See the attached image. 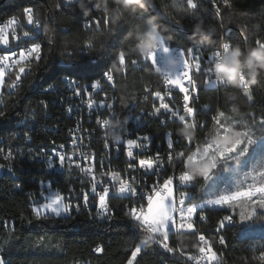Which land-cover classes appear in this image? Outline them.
<instances>
[{
	"label": "trees",
	"instance_id": "trees-1",
	"mask_svg": "<svg viewBox=\"0 0 264 264\" xmlns=\"http://www.w3.org/2000/svg\"><path fill=\"white\" fill-rule=\"evenodd\" d=\"M57 2L58 0H0V22L17 17L24 23V29L31 34V37L17 43L12 41L8 46H1L0 50L7 49V53L16 54L15 44L41 45L39 57L25 63L29 69L22 73L21 83L14 91L9 92L7 86L0 90V113H3L0 115V138L8 139L4 144L0 143V166L14 165L11 174L4 172L0 175V214L14 218L16 223L13 232L0 230V253L7 264H77L81 260H91L93 264H128L136 246H141L144 241H147V247L141 248L132 264H191L181 253L197 252L198 237L201 235L207 240V248L211 249L209 254L212 252L216 255V259L210 261L208 254L207 264H264V236H240V213L246 215L244 211L237 205L233 208L232 205L227 207V204L199 205V190L204 183L202 176L191 180L185 190L187 198L184 208L189 204L198 205L192 215L194 228L177 235L174 230L169 231L164 243L173 252H168L160 244L150 240L149 233H142L131 227L124 214L122 201L117 199H114V203L118 205L115 207L114 218L102 224L90 220L85 213L70 217L47 214L37 218L30 206L29 192L36 190L38 184L27 180L31 172H23L14 155L7 157L2 153L4 147L9 148L13 146V142H20L16 138L18 131L21 135L29 131L35 138L34 143L41 139L48 140L51 133L49 130L43 131V122L40 121V116H44L45 112L42 100L57 95L45 91V87L60 84L62 77L95 81L101 79V69L111 70L116 81L115 87H108V91L116 99L119 108L125 111L132 108L140 111L154 109L158 104L155 94L164 90L163 77L146 65L133 66L128 63L125 69L116 59V53L120 49L126 52L129 60L137 59V44L147 38L149 25H152L147 23L150 17L156 18L154 23L159 25L166 44L185 49L195 44L203 52L201 71L196 73L199 93L195 105L207 107L204 111L199 110L195 117L197 120H206L204 127H200L198 122L196 129H190V147L193 149L191 154L215 130L217 123L212 126L213 116L217 115L219 120L221 112L232 115L250 112L255 118H264V82L257 85L253 83L247 90L240 85L227 84L220 88H204L207 73L203 69L212 63L211 55L220 47L221 36L216 33L204 39L200 35H194L192 31V26L200 19L206 25L216 26L218 29L222 21L226 30L231 29L225 34V41L238 43L243 48L256 47L257 40H264V0H229L227 5L222 0L219 16L200 1V9L192 16L185 0H155L156 9L160 7L174 20L181 21L183 28L158 16L153 6L141 13L130 14L113 4L112 0H90V4L89 0H73L70 6H63L62 10L56 9ZM88 4L91 8L89 16L100 18L103 10L111 16L114 28L111 34L105 31L101 35L95 30V25H92V30L84 28L85 21L78 19L76 10L81 7L85 11ZM27 7L33 9L34 19L40 21V27L34 28L26 24L24 9ZM45 27L47 32L44 31ZM88 41L95 45L91 51L86 47ZM68 52L74 53V56L68 57ZM21 66L9 73L8 83L16 78ZM36 116L38 119H35ZM51 122V118H47L44 123L50 125ZM60 126L63 131L66 127L64 121L60 122ZM181 126L183 125L177 122L168 124L167 127L159 125L158 128L161 132L170 129L180 135L176 130ZM65 176L66 169H54V177ZM35 194H38L37 191ZM226 215H232L233 222L227 223L226 227L218 231V220ZM255 219H264V213L259 212ZM43 234H54V237L39 241L37 238ZM221 237L226 243L221 244ZM98 245H101L102 250L95 253L93 249Z\"/></svg>",
	"mask_w": 264,
	"mask_h": 264
},
{
	"label": "built area",
	"instance_id": "built-area-1",
	"mask_svg": "<svg viewBox=\"0 0 264 264\" xmlns=\"http://www.w3.org/2000/svg\"><path fill=\"white\" fill-rule=\"evenodd\" d=\"M199 1L214 13L215 9L213 8V2L219 8L222 3V0ZM25 19L26 24L29 25L26 16ZM33 20L36 21L34 16ZM12 21H17L18 23H12ZM30 26L38 28L35 23ZM151 28L152 25H149L148 33L151 31ZM25 32L29 33L27 37L24 36ZM225 34H227V30L224 33H220L221 39L223 37L224 41ZM29 37H31L30 32L24 29V23L21 22L19 18L10 17L7 20L0 22V47L8 46L12 41L17 43L19 40ZM4 39H7L9 42L7 45H4L2 42ZM159 43H157L155 47H158ZM35 44L36 43L29 46L20 44L13 45L16 46V54L14 56L7 54V49L0 50V56L7 54L10 57L7 60H0V73H2L0 74V90L4 86H7L8 91L13 92L15 87L21 83L22 73L29 69L25 63L35 57H39L40 51H31ZM166 45L173 51L167 55L161 50L159 52L160 62L165 64L168 71L175 72L179 70L181 65L179 50L176 52L175 50L181 47ZM216 51L221 52L222 49L219 47L214 52ZM21 52L23 55H21ZM140 54L141 51L139 50V56ZM198 54L203 56L201 49ZM139 56L136 60H138ZM211 57L212 63H214L215 58L212 55ZM185 59H188L189 63H194L187 55H185ZM19 65H22L21 68H24V72L19 71L16 78L8 83L9 73L15 70ZM144 65L145 64L143 63H137V66ZM191 74L196 81L194 86L196 91L195 93L191 91L189 93L190 95L195 96L194 101L189 102V106L194 107L197 113L199 110L204 111L205 107L203 106L200 108L195 105V101L198 100L199 90L197 87L196 73ZM99 80L101 85L100 88L92 89L89 87L87 91L81 86L89 85L94 81L74 80L75 83H69L66 78L62 77L60 84L47 85L45 91L57 93L55 97H51L48 100H42L45 112L44 116L43 114L40 116V121L43 122V131L49 130L51 133L48 140L41 139L34 143L35 138L29 134V131H25L24 135H21V132L18 131L16 133V138H19L20 142H13V146L9 148L4 147L2 153L7 157L14 155L18 163L20 162V168L23 172H31V175L27 180L32 184H38L36 190L29 192L30 206L32 210L37 204L49 201L50 198L59 195L62 197L61 204L64 207H71L76 204H79L80 207L78 210L72 208V210L67 213L61 212L59 216L53 214L54 216L70 217L79 213H85L90 220L102 224L110 222L114 218L115 207H118V205L114 203V199H117L118 201H122L124 214L130 221L131 227L142 233H150V240H152L155 234L151 231H144L143 227H140L137 222L130 219L129 208L130 206H135L138 209L142 208L146 212V197L153 196L154 198L156 192H160L161 194L166 193L164 182L169 178L173 179V184L170 187H172L175 192L177 208L181 207L179 204L181 193H185V190L190 185V181L183 186L181 185L178 177L184 170H186L185 163L182 160H177L175 163L169 164L168 156L170 154L175 156L180 152L191 155L193 149L190 147V142H185V139L181 137V135H176L173 132V136L176 137L174 139H178V143H174L173 150L169 153L165 133L172 130L165 129L161 132L158 126L161 125L167 127L168 124L177 122L181 123L183 126H185V124L177 118L165 113L163 110H161L159 115H155L154 109L160 108L162 104L166 103L172 111L177 112L178 115H185L183 94L179 91L177 86L168 84L163 79L164 90L159 93V98H155L158 104L154 109L140 111L132 108L125 111L119 108L116 99L109 94L108 87L112 86L102 78ZM214 80L215 74L212 72L211 76L208 74L206 75L204 82ZM115 81L116 78L114 76V83ZM222 85H224V83L221 81L220 83H209L207 85L203 83L204 88L207 89L220 88ZM184 86L188 87L186 80L184 81ZM76 87H81V94L79 96L75 95L74 89ZM106 97L107 99H105ZM102 100H104L105 103L113 104V108L109 110L101 107L100 101ZM91 101H95L96 103H93L92 107L89 108L88 105ZM69 109H71V111H69ZM54 116L56 117L54 118ZM195 116L194 119L196 123L199 122L201 125L205 124L206 119L199 118V120H197L198 118ZM44 118H51V124L44 123ZM213 118L215 119L212 121V126L216 124L218 116H213ZM35 119H38L37 116ZM97 119L101 121L109 120L111 123L106 126L98 125ZM161 120H164L165 123L161 124ZM63 121L64 127L65 124L66 127L61 131L60 122ZM186 122L190 124L192 123V120L186 117ZM28 129H30V127L27 128V130ZM190 131L191 130L185 132L184 135ZM58 134H60L59 137ZM144 136L150 137V140L142 139ZM128 139H137V143L142 145V147H137L135 145L127 146L126 141ZM7 140L8 139L0 138V143L4 144ZM73 141H75V143H73ZM106 144L108 145L107 149L105 148ZM117 145L119 146L120 151L115 150ZM127 148H130L132 151V157L126 155ZM53 149L56 154L65 156V163L63 165L59 163ZM157 153H159L160 156V159L157 161L159 166L155 167L153 170L142 169L140 161L156 160ZM49 160H51L53 165L51 168L48 167ZM101 161H103V164H101ZM9 168H11V171H9ZM13 168V164L6 167L0 166V175L4 172L11 174ZM54 169H66V176L54 177ZM93 182H96L97 193H102L104 187L109 188V194L106 197V204L109 206L111 214L98 212V196L91 192ZM121 183L126 186L131 185L133 188L137 189V192L142 190L145 194V198L140 200H137L135 197L131 199L126 198V194H120L117 191ZM35 191H37L38 194H35ZM85 192L89 196L87 208L84 207L82 199V193ZM192 217V215L189 216L187 212H185L183 219H181V216L174 212V219L177 224L181 222L184 223L185 226L189 223L193 224ZM232 222L233 220L229 223ZM15 226L16 223L14 218L0 214V230L13 232L16 229ZM188 231L191 230H188L187 227H185L184 230H174V234L177 235L180 232ZM201 236L198 237L199 250L197 252L181 253L189 262H191V264H207L206 257L209 252L207 255L200 252L201 248L207 249L206 238L203 236L204 240L201 241ZM157 239H160L159 235L157 236ZM96 248L102 249L101 245L96 246L93 249L95 253H98L95 251ZM189 257H196V259H188ZM0 258L5 261V264L8 263L1 253ZM77 264H93V262L91 260H81L77 262Z\"/></svg>",
	"mask_w": 264,
	"mask_h": 264
},
{
	"label": "snow or ice",
	"instance_id": "snow-or-ice-1",
	"mask_svg": "<svg viewBox=\"0 0 264 264\" xmlns=\"http://www.w3.org/2000/svg\"><path fill=\"white\" fill-rule=\"evenodd\" d=\"M229 2V0H223V3L225 5H227ZM73 3V0H58V2L56 3L55 7L57 10H62L63 6H70ZM185 3L187 5V8L191 10V15L195 16V14L197 13V11L200 9V3L199 0H185ZM89 4H90V0H89ZM88 4V8H90ZM184 5H181V7H183ZM95 7L97 9L98 8L96 5ZM153 8L156 9V5H153ZM213 8L215 9V13L217 16H219L220 13V8L216 6V4L213 2ZM91 9V8H90ZM81 7H79V10H76V14L78 16V19H83V21H85L84 23V28L88 29V30H92V25H95V30L99 33H101V35H103V33L106 31L109 34H111L113 32V24H112V18L111 16L103 10V16L100 18H96L94 16H89V14H86L85 11L82 10V14H81ZM157 11V15L158 16H163L167 19H169L172 23H174L177 26H180L181 28L184 27V24L179 21V20H174L173 18L170 17V15L163 11L160 7L158 9H156ZM24 13L25 16L27 18V23L29 25H32L33 23H35L36 27H40V21L33 20V9L31 7H27L24 9ZM130 14H133L130 12ZM103 22V27H101V23ZM12 23H18L17 21H12ZM47 27L44 28V31L47 32ZM226 30V25L220 21L219 24V31L217 33H224ZM227 31H231V29H227ZM29 35V33L25 32L24 36L27 37ZM242 35V34H241ZM18 39V38H17ZM243 39H247V37H243ZM222 42L220 45V48L222 50H227L230 46V43L227 41L223 40L222 37ZM4 45H7L9 42L7 39H4L3 41ZM256 44L258 46L264 47V40H257ZM87 49L89 51L93 50L95 45L92 41H88L87 45H86ZM41 48V45L39 43H36L34 45V47L31 49V51L34 52H39ZM163 51V53L165 54H169L171 53L173 50L166 45V42L164 40L163 37H161L160 39V43L158 47H154L151 48L148 51H142L138 60H129L128 56L126 55V52L123 49H120L117 53H116V59L121 63V65L124 66V68H127V64L131 63L133 66L137 65V63H143L146 66L150 67L153 69V72L162 76L163 79L171 85L177 86L179 88V91L183 94V101H184V112L185 115H178L177 112L172 111V109L169 107L168 104L164 103L161 105L160 108H155L154 109V114L155 115H159L161 113V110H163L165 113L169 114L172 117L177 118L179 121L183 122L185 124V126H187L188 128H195L197 127V123L194 119L195 113H196V109L192 106H189V102L190 101H194L195 96L194 95H190V91L195 93L196 89H195V84L196 81L193 79V75L191 73H199L201 71V63L200 61L203 59L202 56H200L198 53L200 51L199 47H197L195 44L191 47V48H178L175 50V52L177 50H179L180 53V60H181V65L179 70L175 71V72H171L168 71L167 68L165 67V64L161 63L160 61V56H159V52ZM81 51H83V48L81 49ZM12 56L15 55V53H11ZM21 55H23V53L21 52ZM66 55L68 57H73L74 53L68 52L66 53ZM185 55H187L188 57H190V59L194 62V63H189L188 59H185ZM212 56L215 58L214 59V63L215 61L219 58L220 56V52L216 51L212 53ZM9 55H4V56H0V60H7L9 59ZM214 63H211L205 67L203 70L209 75H212V65ZM20 72H24V68L20 69ZM102 75H100L99 77H101L103 80H105L110 86L115 87L114 84V76L112 74V72L110 70L108 71H104L103 69H101ZM2 74V73H0ZM67 82L69 83H75L74 80H72L70 77L66 78ZM91 79V78H89ZM187 81L188 87L184 86V81ZM205 85L209 84V83H220L219 80H217L215 78L214 81H205L204 82ZM240 86H242L245 90H247L249 88V84L247 83V81L243 78L240 79ZM81 87H83L85 89V91H87V89L89 87H91L92 89H97L100 88V80L97 79L94 82L90 83L89 85H82ZM81 87H76L74 89L75 95L79 96L81 94ZM157 98L160 97L159 93L155 94ZM170 95V93H169ZM107 99V97L105 98ZM145 100H147V97L144 98ZM249 99H252V97L249 96ZM96 103L95 101H91L88 105L89 108L92 107V104ZM100 105L103 108H107L109 110H111L113 108V104L111 103H105L104 100L100 101ZM207 107V106H205ZM69 111H71V109H69ZM0 115H3V113H0ZM221 116H223V113H220ZM186 117L188 119L192 120V123H187L186 122ZM215 119V118H213ZM161 124H164L165 121L161 120L160 121ZM111 123V121L109 120H99L97 119V124L98 125H102V126H106L109 125ZM217 125L220 124V121H216ZM259 125L261 127H264V118H262L259 121ZM205 125H200V127H204ZM173 132L174 131H168L165 133L166 136V143H167V148L169 149V153L172 152L173 147H174V143H178V139H174L176 137L173 136ZM185 139L186 142H190L191 138H192V134L190 132H188L186 135L181 136ZM255 133H252L251 135L249 133H237L235 135V138L232 137H228L225 136V142L221 143V140H217L214 141V143L217 144V148L215 149V154L212 155V158L215 161V168H217V164L221 161V160H225V159H237L238 157H242L245 155V153L248 152L249 150V146H251L254 142H255ZM142 139L144 140H150V137L148 136H144ZM73 143H75V141H73ZM126 145L127 146H137V147H142V145H139L137 143V139H128L126 141ZM208 149H212L213 148V144H208L207 145ZM105 148H108V145H105ZM116 151H120L119 146L117 145L115 147ZM54 154L56 155L57 159L59 160V163L61 165H63L65 163V156L64 155H60V154H56L55 150L53 149ZM126 155L128 157H132L133 153L130 150V148L126 149ZM160 159L159 153H157L156 156V160H149V161H145V160H141L140 161V165L142 169H146V170H153L155 167L159 166L157 161ZM177 160H182L185 163V169L178 177L179 182L181 183V185L183 186L184 184H186L187 182L193 180V175L190 171V165L192 162H197L198 161H203L204 158L202 157L201 159L197 160L195 158V154H191V155H187L184 152H180L177 153L175 156L173 155H169L168 156V162L169 164L175 163ZM101 164H103V161H101ZM53 165L51 163V160H49L48 162V167L51 168ZM9 171H11V168H9ZM90 171V169H89ZM213 171L212 170H205L203 172V174L201 175L202 177L205 178V180L211 179ZM115 175V174H113ZM173 184V179L169 178L167 180H165L164 182V188L165 191L167 193V195H162L160 192H156L155 193V201L156 204L154 205L153 203V196H147L146 197V201H147V211L145 212L142 208L138 209L135 206H130L129 208V217L130 219H132L133 221L137 222L138 225L140 227L144 228V231H151L153 232L155 235L153 236L152 241L160 244L161 247H163L166 251L168 252H173V249L168 248V245L166 243H164L165 240H167V233L169 231L172 230H184L185 227H187L188 230H192L194 228L193 224L189 223L187 224V226H185L184 223H179L177 224L175 222L173 213L176 212L181 216V219H183V216L185 214V212H187V214L189 216H191V214H193L194 212H196V206L193 205L191 207H188L187 209H185L183 207L184 204V199L187 198V194L186 193H181V200L179 201V204L181 205V207L177 208V202L172 200V196H173V192L171 189V185ZM120 194H126V198L131 199L133 197H135L137 200L143 199L145 198V194L143 193V191H139L137 192L136 188H133L131 185H125L123 183H121L120 187L117 190ZM259 192L262 196H264V186L256 189L255 191L252 188H248L244 191H237L234 192L230 195H223L220 196L218 199H216L215 201H209L208 203L210 205L215 204V205H223V204H231L232 201L236 200L239 197H247L250 200H252V198L254 197V195L256 194V192ZM91 192L96 194L98 196V212L101 213H107V214H111L110 208L109 206L106 204V197L109 194V188L108 187H104L102 193H97V188H96V182L92 183L91 186ZM82 199H83V204L84 207H88V203H89V196L88 194L82 193ZM61 200L62 197H60L59 195L55 196L50 204H46V205H39L37 207H35L33 209L34 214L37 216V218H39L41 216V212L42 209H50L51 213L56 214L57 216L60 215L61 212H70L72 210V208H75L76 210L79 209L80 205L76 204L73 205L71 207H64L61 204ZM165 201H169V205L166 206L165 205ZM252 204L254 206V210L252 213H249L248 215H245L243 212L240 213V219L241 220H246L249 219L250 217H253L255 215V212L257 210V208H264V198L259 199V200H252ZM158 206L159 211L158 212H154V207ZM233 220V216L232 215H226L224 216L222 219L218 220V225L219 228L217 229L218 231L220 229H223L224 227L227 226V223H229L230 221ZM163 230V231H162ZM159 235L160 239H157V236ZM200 240L203 241L204 237L201 236ZM220 242L221 244L226 243L224 238L221 237L220 238ZM142 247H147V241H144L142 243L141 246H136L135 251L132 252V257L135 258L137 256L138 253L141 252V248ZM102 249L100 248H96L95 251L99 252ZM211 249L210 248H201L200 252L202 254L207 255L208 252H210ZM212 258H215V253H212ZM188 259H193L195 260L196 257H189ZM0 264H5V261L0 258ZM128 264H132V261L129 260Z\"/></svg>",
	"mask_w": 264,
	"mask_h": 264
},
{
	"label": "rangeland",
	"instance_id": "rangeland-1",
	"mask_svg": "<svg viewBox=\"0 0 264 264\" xmlns=\"http://www.w3.org/2000/svg\"><path fill=\"white\" fill-rule=\"evenodd\" d=\"M224 115H219L220 124L216 125L215 130L206 137V139L198 146L194 151L195 158L197 160L202 157L207 160L215 154L217 144L214 141L222 140L225 136L235 138L237 133H255V142L249 146V150L244 156L237 159H225L221 160L217 164V168L212 169L213 173L211 179L205 180L199 190L200 203L209 204V201H215L220 196L230 195L237 191H244L248 188H252L254 191L264 186V127L259 125L261 118H255L250 112L232 115L225 112H221ZM254 137V138H255ZM213 144L212 149H208V144ZM203 160V161H204ZM203 161H198L202 163ZM172 189V187H171ZM172 200L175 201V192L172 189ZM162 195H167L164 193ZM264 198L258 191L252 198V200H259ZM53 198L49 201H44L39 205L50 204ZM252 200L247 197H239L232 201L231 204H227V207L237 205L242 211L248 215L254 210ZM185 201V199H184ZM154 205L156 204L155 197L153 199ZM169 201H165V205H169ZM198 206L197 204H189L188 207ZM36 206V207H37ZM188 207H185L188 208ZM158 206L154 207V212H158ZM259 212L264 213V208H257L255 215L246 220H240V236L241 237H262L264 236V219H255ZM41 214H54L50 209H42ZM191 215H194L191 214ZM174 216V213H173ZM163 231V230H162ZM36 237V235H31ZM54 234H43L37 239L44 241L46 239H52ZM168 238V233H167ZM216 259L212 258V252L208 255V260L212 261ZM134 258L131 259L133 262Z\"/></svg>",
	"mask_w": 264,
	"mask_h": 264
},
{
	"label": "clouds",
	"instance_id": "clouds-1",
	"mask_svg": "<svg viewBox=\"0 0 264 264\" xmlns=\"http://www.w3.org/2000/svg\"><path fill=\"white\" fill-rule=\"evenodd\" d=\"M113 4L119 5L125 12L133 14L146 11L150 6H153L155 0H112ZM86 14H90L91 9H85ZM121 13V18H122ZM155 17H150L147 23L152 24L151 31L147 34V38L137 44L138 49L148 51L154 48L160 41L161 32L158 24H155ZM194 35H200L204 39L216 34L219 29L216 26L206 25L203 19L197 21L192 26ZM175 63V61H174ZM212 72L215 78L224 84L238 86L240 79L243 78L249 85L260 84L264 82V47H247L243 48L240 44H231L227 50L220 52L219 58L212 65ZM187 126H181L176 131L184 136L185 132L189 131ZM225 142V138L221 143ZM215 169V161L211 157L204 160L202 163L192 162L190 171L193 178L199 177L205 170Z\"/></svg>",
	"mask_w": 264,
	"mask_h": 264
},
{
	"label": "bare ground",
	"instance_id": "bare-ground-1",
	"mask_svg": "<svg viewBox=\"0 0 264 264\" xmlns=\"http://www.w3.org/2000/svg\"><path fill=\"white\" fill-rule=\"evenodd\" d=\"M11 53H13V52H8L7 54H11ZM150 234V233H149ZM206 243H207V240H206Z\"/></svg>",
	"mask_w": 264,
	"mask_h": 264
}]
</instances>
